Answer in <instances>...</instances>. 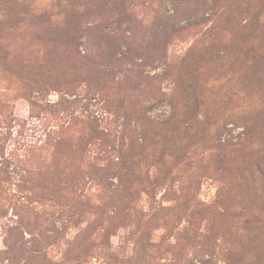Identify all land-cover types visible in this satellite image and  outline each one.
Listing matches in <instances>:
<instances>
[{
	"label": "rangeland",
	"instance_id": "obj_1",
	"mask_svg": "<svg viewBox=\"0 0 264 264\" xmlns=\"http://www.w3.org/2000/svg\"><path fill=\"white\" fill-rule=\"evenodd\" d=\"M0 264H264V0H0Z\"/></svg>",
	"mask_w": 264,
	"mask_h": 264
},
{
	"label": "trees",
	"instance_id": "obj_2",
	"mask_svg": "<svg viewBox=\"0 0 264 264\" xmlns=\"http://www.w3.org/2000/svg\"><path fill=\"white\" fill-rule=\"evenodd\" d=\"M101 44V42H100ZM109 44L113 45L114 47H120V40H112L111 42H109ZM148 45H151V43H148ZM139 49V48H137ZM134 51H137L136 49ZM128 52H130V49H128ZM125 57H127V53L126 55L124 54ZM185 58V57H184ZM189 57V55L186 57L185 60H187ZM197 67V68H196ZM199 65H197V63L194 65L193 68H196L194 70V73L198 72V68ZM170 97V101L171 99L173 100V97L172 95L169 96ZM168 97V98H169ZM170 104V107H172V112H171V115L168 117L169 119H167V121L163 122V128H166L167 131H169L172 135H171V138H167L166 139V142L164 144V149L163 151L161 152V158H160V162L164 161L166 156H167V153L168 151H171V150H174V148H176V140H175V134L177 132H179L180 130H182L183 132L187 133V137L189 138H194V131L197 130L198 131V126L202 127L204 126L205 128H208L209 125H211V122L210 120H205L204 122L202 121H199L198 119H194V118H191V117H188V107L186 108V106H183L182 109H180V107L178 105H175V103L173 104V102H169ZM226 126H223L222 129L218 130L217 131V136L220 138V142L223 143V146L226 145V142H228L229 138L232 137L233 135V131L232 129H229V128H225ZM245 130V128H244ZM226 131V133H225ZM251 133V130L248 129L247 131V128H246V132H241V133H238V135L236 136L237 137V142L236 144L239 145L241 144V141L243 140H247V136H249V134ZM225 135V136H224ZM243 136H246V138H244ZM234 139V138H233ZM155 144V143H153ZM183 148H185V146H183ZM178 151V150H177ZM176 151V152H177ZM175 156V155H174ZM179 158L180 155H177ZM120 162V160H119ZM203 163V161H202ZM121 165V162L118 163ZM126 166H124V169H125ZM148 173V171H147ZM146 173V174H147ZM150 170H149V177H148V192H144L142 195L140 194V192L136 191L135 193L131 192V194L129 195V199H131V201L129 200V204H139L141 207L145 205V203L147 202V199L148 197H150L151 199L154 198L152 196V193L154 194V189L155 187L157 188V184L159 182V179L158 177H150ZM142 197H145V199L142 201ZM142 201V202H140ZM154 207V206H153ZM169 209V208H168ZM166 209V210H168ZM144 211H142L141 209V215H145V212L143 213ZM260 214H262L261 212H259ZM147 214V212H146ZM149 215V214H148Z\"/></svg>",
	"mask_w": 264,
	"mask_h": 264
}]
</instances>
